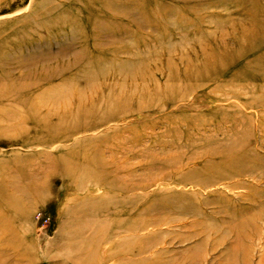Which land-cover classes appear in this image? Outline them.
Instances as JSON below:
<instances>
[{
    "label": "rangeland",
    "instance_id": "374dc122",
    "mask_svg": "<svg viewBox=\"0 0 264 264\" xmlns=\"http://www.w3.org/2000/svg\"><path fill=\"white\" fill-rule=\"evenodd\" d=\"M261 28L264 0H0V264H264Z\"/></svg>",
    "mask_w": 264,
    "mask_h": 264
},
{
    "label": "bare ground",
    "instance_id": "6f19581e",
    "mask_svg": "<svg viewBox=\"0 0 264 264\" xmlns=\"http://www.w3.org/2000/svg\"><path fill=\"white\" fill-rule=\"evenodd\" d=\"M261 31H264V28H261L260 29ZM257 31V29L255 30V29H251V30H248V32L246 33V34H248V33H250L251 35H250V37H249V40H251L252 38H254L255 37V35H256V32Z\"/></svg>",
    "mask_w": 264,
    "mask_h": 264
}]
</instances>
